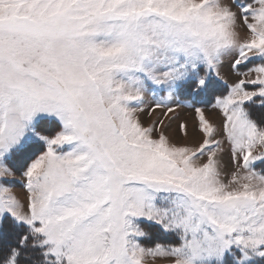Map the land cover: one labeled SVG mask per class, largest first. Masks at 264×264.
Here are the masks:
<instances>
[{"label": "snow or ice", "instance_id": "snow-or-ice-1", "mask_svg": "<svg viewBox=\"0 0 264 264\" xmlns=\"http://www.w3.org/2000/svg\"><path fill=\"white\" fill-rule=\"evenodd\" d=\"M0 264H264V0H0Z\"/></svg>", "mask_w": 264, "mask_h": 264}]
</instances>
